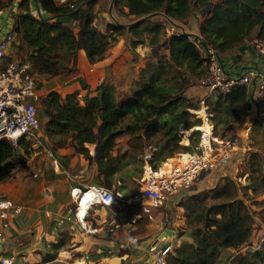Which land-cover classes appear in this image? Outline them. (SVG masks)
<instances>
[{"label": "trees", "instance_id": "trees-1", "mask_svg": "<svg viewBox=\"0 0 264 264\" xmlns=\"http://www.w3.org/2000/svg\"><path fill=\"white\" fill-rule=\"evenodd\" d=\"M72 1L75 8L68 9L56 6L51 0H39L38 6L47 14L46 17L33 16L27 1L20 4L21 12L16 16L13 28L16 37L12 48L16 49V60L19 61H24L23 50H28L27 61L37 75L72 73L79 50L85 52L90 64L100 61L117 39L126 35H130L132 48L140 44L154 48L160 42H167L168 56L154 53L155 60L140 70L132 95L119 98L112 84L101 82L93 96L83 99L84 104L74 94L62 98L51 92L42 99L41 106L48 117L45 124L47 137L55 145H65L74 137L75 151L89 162L96 163L97 175L104 177L102 184L106 187H110L108 175L119 173L118 176L129 178L131 174L127 168L130 164L126 159L127 152L111 153L115 139L123 134L130 135L131 146L138 147L132 143L134 137L142 142L144 131L160 129L162 116L166 115L163 108L166 96L160 92L170 83L167 80L181 83L182 99L186 104H192L184 94L204 71L201 44L179 30L177 35H167V18L185 27L193 14L203 15L195 31L204 47L219 54L242 43L247 37L264 39V0H113L112 13L118 24L109 20L105 25L109 33L99 30L102 10L94 8L99 0ZM153 13L160 14L138 21ZM151 70L169 75L157 80L154 76H147ZM248 93L241 86L206 101L215 133L225 136L233 132L245 109ZM152 101L156 106L151 104ZM192 105L194 109L199 108L198 103ZM181 125L174 127L176 133ZM174 130L171 129L170 133H175ZM190 132L188 129L185 134ZM198 135L197 131L192 132L185 151L193 149ZM249 139L261 142L260 146L264 142V121L260 116L251 125ZM178 141L179 138L175 137L174 148H178ZM97 142V155H90L85 144L96 145ZM183 142L187 143V139L184 138ZM15 149L7 139H0V182L11 177L24 163L17 157ZM130 157L131 161L136 159L135 156ZM244 176L242 184L238 179ZM122 188L120 185L117 189ZM257 197L263 198L257 201ZM252 205L264 206V152L258 149L247 155L237 179L223 177L214 187L191 193L180 200L185 228L191 232L192 240L174 247L167 264H217L222 249H238L248 240L255 216ZM182 234L183 231L179 232ZM60 248L61 242L54 244L43 263L57 264L53 260ZM230 264H264V251L237 254Z\"/></svg>", "mask_w": 264, "mask_h": 264}, {"label": "crops", "instance_id": "crops-1", "mask_svg": "<svg viewBox=\"0 0 264 264\" xmlns=\"http://www.w3.org/2000/svg\"><path fill=\"white\" fill-rule=\"evenodd\" d=\"M25 1L28 2L31 12L39 10L42 16H47L39 6L37 8L29 0ZM101 17L104 18L103 13ZM202 17L203 15L199 13L189 17L186 29L183 26L185 31L197 33L195 26L199 24ZM108 22L110 21L105 18L104 22L99 25L101 32H110L105 26ZM169 25L166 28L167 35L170 34ZM74 30L76 31L77 28L75 27ZM174 30L180 31L178 27H174ZM137 46L131 47L130 35L119 37L116 43L107 50L103 59L93 64L89 63L85 52L79 50L75 70L72 73L63 76L36 75L38 92L42 97L51 92L58 93L62 98L74 94L81 104H84L83 99L86 96H93L98 85L105 82L114 86L119 98L132 95L140 70L146 62L152 61L155 53L151 52L146 45ZM27 51L23 50L24 61H27ZM157 53L168 56V49H160ZM8 56L17 59L16 49L11 48ZM219 56L224 69L231 75L237 76L246 68L264 72V58L244 42L220 53ZM185 93L191 99L199 97V101L206 95L205 90L196 84L190 86ZM248 96L245 109L233 129L234 132L242 135L243 150H245L244 147L249 148L247 141H249L253 121L259 116L264 121V95H257L252 88ZM210 98L214 99L215 96ZM38 118L40 123L36 132L38 143L35 139L20 140L15 150L17 157L22 158L24 163L11 177L0 182V196L23 206L22 213L11 219L10 226L0 239L2 248L0 257L10 258L12 264H42L43 260L50 255L52 246L61 242L60 239L65 236L69 238V245L65 247V250L59 251L63 248L61 245L57 251L58 255H64V260L57 257L53 260L57 264H66L65 262L70 264H151L152 255L149 247L161 238V221L166 213L170 218L171 231L166 232L167 236H163L164 241L173 243L175 247L182 242H191V232L185 228L183 209L179 206V202L191 193L214 187L223 174L219 175L217 171L210 172L197 181L196 190L191 189L186 193L182 192L169 198L163 206L154 211L151 221L142 217L133 230L138 237L139 247L134 249L128 245V249L125 250L121 246L128 244L129 236L118 221L120 217L139 212V205L123 201L119 205L106 208L95 207L89 211L87 220L91 226L98 229V232H84L75 219L68 215V208L72 206L70 190L90 185L104 186L102 184L104 177L97 175V165L94 161L89 162L75 151L74 137L65 145H55L47 137L45 124L48 117L41 104L38 107ZM247 128L249 133L244 136V130ZM126 136L123 134L115 139V145L111 151L113 155L118 152L122 154V151L117 152L116 147ZM95 146V144H85L90 155L95 154ZM242 153L244 157L248 155V151ZM113 177V183L107 188L120 192L124 198L131 197L133 194L128 193V178L116 174H113ZM140 177L141 174L137 179V184ZM213 179L216 180L211 183ZM120 185L123 187L122 190L117 189ZM252 208L255 216L248 240L238 249H222L217 264H230L235 255L256 251L254 246L257 239L264 236V212H260L264 206L255 207L254 205ZM181 231L183 234L179 235ZM262 249L264 251V246ZM75 252L77 254H74Z\"/></svg>", "mask_w": 264, "mask_h": 264}, {"label": "built area", "instance_id": "built-area-1", "mask_svg": "<svg viewBox=\"0 0 264 264\" xmlns=\"http://www.w3.org/2000/svg\"><path fill=\"white\" fill-rule=\"evenodd\" d=\"M25 0H0V139H7L16 149L23 138L36 139V132L40 123L38 107L43 97L38 92L36 72L28 61H19L9 58L8 54L15 42L14 23L16 16L21 12L20 4ZM38 8L39 0H29ZM56 6L73 9L72 0H51ZM31 12V11H30ZM35 17L42 16L39 10L31 12ZM170 26V34H178ZM200 43V41H197ZM244 43L250 45L264 58V39L247 37ZM201 44V43H200ZM201 54L204 59V71L196 78L195 84L203 88L206 95L199 101L196 111L200 120L199 127L191 128L199 133L197 142L191 151L178 153L172 158L161 161L153 166L144 162L137 192L129 198H124L120 192L102 185H90L84 188L75 187L70 190L72 206L68 208V215L73 217L86 233H97L98 229L88 223L87 216L95 207H110L121 202L139 205V212L119 218L118 224L125 228L129 242L121 246L125 250L128 245L134 249L139 247L138 237L133 233L137 222L146 217L153 219L155 210L165 204L173 195L186 193L191 190L197 181L213 170L223 168L231 160V155L242 158V135L231 132L225 136L215 133L211 125V113L206 103L211 96H224L238 87H245L248 91L262 96L264 94V72L254 68H246L239 75H231L224 69L219 53L201 45ZM194 129V130H192ZM249 129L244 130V136ZM231 156V157H230ZM236 157V158H237ZM147 158V157H146ZM23 211V206L11 199L0 196V239L10 226L11 219ZM170 218L167 213L161 221V238L149 247L152 255L151 264H167L174 245L165 242L170 230ZM264 236L257 239L254 248L262 249ZM0 264H12L10 258L0 257Z\"/></svg>", "mask_w": 264, "mask_h": 264}, {"label": "rangeland", "instance_id": "rangeland-1", "mask_svg": "<svg viewBox=\"0 0 264 264\" xmlns=\"http://www.w3.org/2000/svg\"><path fill=\"white\" fill-rule=\"evenodd\" d=\"M110 3H111V0H99L98 3H96L94 6L95 10L100 9V10L104 11V12L101 11V14L103 13V15H104V18L102 17V20H100L102 23L104 22L105 18L108 20H111V18L109 17V15L107 13V10L109 8ZM1 4L8 5L7 2L1 3ZM111 8H112V12H113V8H114L113 5ZM114 14H118V13H116L114 11ZM123 19L127 20L125 18H122V20ZM160 43H162V42H160ZM148 48L150 51L152 50V48H150V47H148ZM160 49H165V47H162ZM159 50H157V51H159ZM157 51H155V52H157ZM145 52H147V51H145ZM148 53H149V51H148ZM161 54H163V53H161ZM135 59H136V57H135ZM154 60H155V56H153V58H152V61H154ZM149 63H151V62L150 61L146 62L144 64L143 68H147V65ZM165 75L166 74H164V73L154 72L151 70L147 76L148 77L154 76L157 78V80H161V79L165 78ZM168 75H166V76H168ZM167 81H169L170 83L168 85H166L164 91L160 92L161 95L166 96V102L164 103V106H163V108L166 110V115L162 116L161 122L158 126L160 129L159 130H156V129L152 130L151 129L148 132L144 131L143 135H144L145 139H143L142 142H140L137 139V137H134V139L132 140L133 141L132 143L136 144V146L138 144L139 145L138 147H132L131 146L130 135H127L126 138L121 140V142L116 147L117 152L118 151H120V152L122 151L121 153L127 152L126 153L127 154L126 159H128L130 161L129 162L130 165L127 167V168H129V170H131V174L127 180V186H128V191H129L128 193L129 194H135L137 192V189L139 187V183L137 184V179L140 176V174L142 173V168H143L145 161H148L151 164H155V163L164 161L165 159L172 158V157L176 156L178 153L185 152V150H186L185 146H188L190 144V135L192 134V133H190V134L186 135L185 131L193 128L195 125L200 124V120L196 117V115L194 116V114H196V111L198 109H194L195 106L192 105V104L197 105V103L199 104V97H194L191 99V98H188L187 94L185 93L184 97L188 99L189 103H192V104H186V102L181 97L182 84L177 82V80H174V79H172V80L168 79ZM155 103H156V99H155ZM155 103H154V101H152L151 104L156 106ZM180 124H182V125L180 127H178V130L176 133V131L174 130V127L177 125H180ZM187 126H191V127L187 128ZM171 129H173L175 133H173V134L170 133ZM175 137L179 138V141L177 143L178 148H174V145H173ZM184 138L187 139V143L183 142ZM260 145H261V142H257L255 140L251 141L249 139V141H247V146L249 148L244 147V149H245L244 152L248 151L247 154H249L253 149H258V150L264 152V142L262 143V146H260ZM121 148H122V150H121ZM238 153H242V152L239 151ZM117 154H119V152L114 154V155H117ZM130 156H135L136 159L131 161ZM231 156H230L231 160L227 164H225L223 166V168L218 167L217 169L213 170V171L219 172V175L223 174L220 179H222L223 177H231V178L237 179L240 172L242 171V164L245 162V158L247 156L244 157L243 154H242V158H238L236 155H231ZM234 157L235 158L237 157L236 158L237 160L234 159ZM116 175H119V173H117ZM125 177L126 176H124V178ZM113 178H114L113 174L108 175L107 180L110 184L113 183ZM215 180L216 179H213L211 183H214ZM219 180L216 181V184L218 183ZM238 181L240 183L244 184L245 176L239 178ZM183 196H185V194ZM260 199H261V197L256 198L257 201ZM252 206H254V205H252ZM60 240H61V245L63 246V248L59 251H63V250H65V247L67 245H69V238L62 236V239H60ZM0 253H2L1 245H0ZM74 254H77V252H75ZM78 256H80V255L78 254ZM56 257L58 259L59 258L63 259L64 255L63 254H61V255L57 254ZM65 263L70 264L68 262H65Z\"/></svg>", "mask_w": 264, "mask_h": 264}, {"label": "water", "instance_id": "water-1", "mask_svg": "<svg viewBox=\"0 0 264 264\" xmlns=\"http://www.w3.org/2000/svg\"><path fill=\"white\" fill-rule=\"evenodd\" d=\"M87 1H89V0H87ZM87 1H86V2H87ZM86 2H85V3H86ZM83 4H84V3H83ZM83 4H82V5H83ZM112 5H113V0H111V3H110L109 8H108V10H107V13H108L109 17H110V18H111L116 24H118V21L116 20V18L114 17V15H113V13H112V8H111ZM158 14H160V13H153V14L147 15V16H145V17H143V18H140L138 21H141V20H143V19L149 18V17H151V16H155V15H158ZM165 18H166V17H165ZM167 21L169 22V24H170L171 26H173V27H178L182 33H186V34H188L190 37L195 38L197 41H200V43H201L202 46L205 45L204 42L202 41V39H201V37H200L199 34H197V33H189V32H186L183 26L174 23L173 21H171V20L168 19V18H167ZM127 25H128V24H127ZM162 47L167 48V42H166V41H163L162 43L158 44L157 46H155L154 48H152L151 51H152V52H155V51L159 50V49L162 48ZM98 148H99V142H97V144H96V146H95V156L97 155ZM192 190H196V186H194V187L192 188Z\"/></svg>", "mask_w": 264, "mask_h": 264}, {"label": "bare ground", "instance_id": "bare-ground-1", "mask_svg": "<svg viewBox=\"0 0 264 264\" xmlns=\"http://www.w3.org/2000/svg\"><path fill=\"white\" fill-rule=\"evenodd\" d=\"M194 115H196V117H197V114H194ZM198 127H199V125L195 126L194 128H196V129H197Z\"/></svg>", "mask_w": 264, "mask_h": 264}]
</instances>
